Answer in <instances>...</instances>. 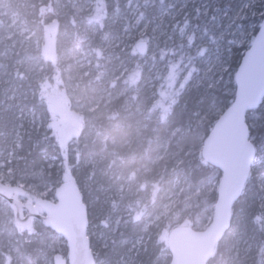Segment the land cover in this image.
Listing matches in <instances>:
<instances>
[{
	"label": "trees",
	"instance_id": "16d2710c",
	"mask_svg": "<svg viewBox=\"0 0 264 264\" xmlns=\"http://www.w3.org/2000/svg\"><path fill=\"white\" fill-rule=\"evenodd\" d=\"M5 1L2 5L18 12L32 33L25 45L0 46V54L7 56L0 85V163L10 171L11 186L20 188L18 197L24 201L51 199L69 176L88 208L96 264H169L170 233L178 227L201 231L212 219L218 187L211 189L210 184L213 179L219 184L222 174L203 161L201 149L234 100L236 71L261 25L249 45L221 57L226 71L205 75L201 61L213 53L209 46H197L198 24L180 16L165 42L155 46L148 36L158 15L175 0H94L90 9L75 6L79 0H27L22 7L19 1ZM138 5L140 21L129 30L135 42L130 53L119 52L117 46L111 62L104 53L97 54L93 72L81 83L74 81L71 97L65 74L73 59L59 60L57 50L74 51L81 44L80 28L92 25L97 37L89 49L98 47L97 42L110 45L122 33L121 17L132 18ZM147 21L151 25L146 35L136 36ZM45 39L52 42L51 52ZM140 39L149 45L145 55L135 47ZM121 60L127 66L109 77ZM152 66H165L175 77L174 90L163 91L171 93L166 111L159 106L161 90L146 85ZM88 83L102 101L93 111L79 113L83 121L78 129H70L72 135L64 143L55 134L53 118L75 113L79 100H86L83 86ZM263 114L260 106L247 115L256 164L209 264H264V163L256 162L264 158ZM18 129L20 137L14 140L9 132L14 135ZM182 181L178 202L165 214L170 194L175 187L180 190ZM37 190L46 195L38 196ZM0 207V264H55L58 256H67L62 237L39 221L26 230L17 228L8 203L0 199ZM238 241L246 242L248 249L240 250Z\"/></svg>",
	"mask_w": 264,
	"mask_h": 264
},
{
	"label": "water",
	"instance_id": "95a60500",
	"mask_svg": "<svg viewBox=\"0 0 264 264\" xmlns=\"http://www.w3.org/2000/svg\"><path fill=\"white\" fill-rule=\"evenodd\" d=\"M148 49L144 40L136 44L140 55L147 54ZM235 83L232 104L218 117L201 149L203 161L222 174L212 219L204 230L178 227L170 233L169 264H209L231 227L233 209L245 191L256 158L247 115L264 102V20L243 55ZM53 120L63 128L68 123L67 118ZM72 123L77 126L75 115ZM19 193V187L0 182V199L11 208L17 228L26 230L39 221L64 239L68 254L58 256L55 264H96L88 235V208L74 180L66 177L57 187L54 199L23 201L18 197Z\"/></svg>",
	"mask_w": 264,
	"mask_h": 264
},
{
	"label": "rangeland",
	"instance_id": "374dc122",
	"mask_svg": "<svg viewBox=\"0 0 264 264\" xmlns=\"http://www.w3.org/2000/svg\"><path fill=\"white\" fill-rule=\"evenodd\" d=\"M11 1H19L20 4L17 3V6L22 7L27 0ZM4 2L6 1L0 0V10H3L0 12V46L5 48L14 46L16 43H19L20 46L25 45L27 40H29V38L32 36V33H30L28 30L26 23L20 17V14L18 12L7 10L6 8L9 5H2ZM93 4L94 0H81V2L79 0L77 3H74L75 6L77 5L79 8L85 7L86 9L93 7L95 5ZM140 10L141 6L138 5L132 18L127 16L121 17L123 21L122 33L119 34L117 39L108 46H104L100 44V42H97L98 47H94V50L89 49L91 43L97 37V29H95V26L92 25L91 27L80 28L81 31L79 34V40L81 44L77 46L74 51H70L68 49H63L62 51L61 49L60 51L57 50L59 60L70 61L73 59V67L71 71L67 70L65 74V85L71 97L75 95L76 85L74 84V81L81 83L84 81L85 77L93 72V63L97 59V54L104 53L103 56L105 57L106 62H111L116 59V55H113L112 53L114 48L117 46L121 47L119 52L126 50V55L130 53L135 42L132 40L134 35L129 30L130 28H136L135 23L140 21V18L138 17V12H140ZM162 12V14L158 15L157 22L152 25V28L149 32L148 36L151 39V43L156 46L160 42H165L171 38L172 34L175 32L176 20L180 16L185 22L192 21L198 24L197 46H209L213 53L212 57L201 61L202 64H204L203 73L206 75L213 71H226L228 69V65L224 60H222L221 57L227 52H230V49L234 47L247 46L252 42V37L255 34V28L259 24L261 25L264 20V0H175L174 3H171L168 5V7H165L164 11ZM150 25V22L147 21L145 25L137 31L136 36L143 37L146 35ZM11 39H13L12 43L7 44V42ZM42 43L43 42L40 41L37 45H41ZM44 45L48 47L51 45L52 49V42L50 40L47 42L44 40ZM47 54H49L48 51ZM6 58V54H0V85L4 75L6 74L3 65V60ZM55 59L57 58L55 57ZM143 65H145V63H143ZM121 66L125 68L127 66L126 61L121 60L116 65V67L112 68V72L110 74H106L111 77V74L120 69ZM98 73L99 71L97 69L95 75ZM213 76L214 74H212L211 77ZM162 80L165 81L164 88H162ZM6 81L7 79L5 78L3 82ZM174 84L175 77L170 75L168 69L165 66H152L150 68V71L147 74L146 85L149 86L150 89L161 90L159 106L162 107L164 111L167 110V103L171 100V93L165 94L163 91H165V89L167 91L174 90ZM55 91L60 92L58 89ZM83 91L85 93L84 95L86 100H79L75 107V113H70L69 117L60 116L55 118L56 120L63 118L68 119V123L65 128H63V126L60 124H55V134L64 143H66L72 135L70 133V129L76 130L79 128V116L81 112H85L86 110L93 111L102 101L103 96L101 94L95 95L96 90L93 86H90L89 83L86 84V86H83ZM123 92H125V89L120 90L118 95L122 94ZM154 94L155 92L152 93L153 96ZM90 104H94V107H92ZM261 107L264 109V102ZM73 115H75L77 119L76 127H74L72 123ZM262 121L264 123V114ZM18 126L21 127L22 124H19ZM79 130L76 133H78ZM12 133L13 130L9 132V136H12L11 138H14L15 140L16 138L20 137L21 130H16L14 135H12ZM181 134L184 133L181 132ZM256 162L258 165H262L264 163V158L258 159ZM255 164L256 163H254V165ZM9 176L10 171L5 170L4 164L0 163V182L6 185H11ZM183 183L184 181H182L180 190L178 187H175L174 191L170 194L169 202L165 207V214L169 212L178 202L182 186L184 185ZM210 186L211 189L218 187V181L213 179ZM261 190V205L264 207V180L261 183ZM37 191H39L37 193L38 196L43 197L46 195V193L43 191ZM1 209L2 207H0V210ZM243 247L245 248L243 249ZM238 248L244 251L248 249L246 248V242L241 243L240 241H238Z\"/></svg>",
	"mask_w": 264,
	"mask_h": 264
},
{
	"label": "flooded vegetation",
	"instance_id": "af4514ba",
	"mask_svg": "<svg viewBox=\"0 0 264 264\" xmlns=\"http://www.w3.org/2000/svg\"><path fill=\"white\" fill-rule=\"evenodd\" d=\"M49 36H50V34H48V38H49ZM46 39H47V37H46ZM45 39V40H46ZM47 41V40H46ZM50 48H51V45H49V51H50ZM55 125V124H54Z\"/></svg>",
	"mask_w": 264,
	"mask_h": 264
}]
</instances>
